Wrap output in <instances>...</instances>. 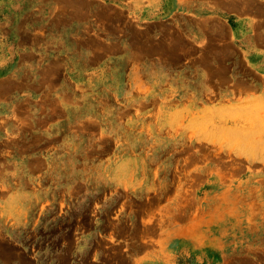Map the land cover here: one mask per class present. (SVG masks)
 Instances as JSON below:
<instances>
[{
	"label": "rangeland",
	"instance_id": "374dc122",
	"mask_svg": "<svg viewBox=\"0 0 264 264\" xmlns=\"http://www.w3.org/2000/svg\"><path fill=\"white\" fill-rule=\"evenodd\" d=\"M40 1L26 38L44 44L45 83L0 127V264H264V85L236 96L221 81L249 71L215 69L228 53L135 28L116 7ZM75 13L111 57L118 37L99 28L142 50L184 49L171 55L190 68L179 84H79L69 38L50 32Z\"/></svg>",
	"mask_w": 264,
	"mask_h": 264
},
{
	"label": "crops",
	"instance_id": "0c3cea01",
	"mask_svg": "<svg viewBox=\"0 0 264 264\" xmlns=\"http://www.w3.org/2000/svg\"><path fill=\"white\" fill-rule=\"evenodd\" d=\"M96 1L125 11L135 28L150 26L157 29L155 36H160L159 30L166 26L182 38L192 40L196 47L209 44L214 46L211 50L217 54L228 53V57H221L214 62L215 69L227 67L229 71L233 68L236 70L244 68L249 71L229 73L228 80L221 81L223 84H235L236 96L250 95L255 89L259 90L257 87L264 85V0ZM40 3V0H0V54H2L0 59L8 62V70L0 76L2 132L9 121L15 122L17 107L20 105L23 107L25 103L29 105V101L35 98L31 85L45 83L40 82L42 77L40 70L45 67L44 44L32 43L26 38L29 35V18L35 14L36 6H39L40 10ZM43 4L45 6L46 2ZM42 8L45 11L44 7ZM64 19L69 23L63 26L51 25L50 32L54 36L69 38L68 49L74 57L70 62V69L77 76L79 84L103 85L110 80L124 88V84L130 85L131 81L135 89H138L137 82L140 79L149 80L151 84H161L171 78H175L171 80L179 84L178 77L190 68L189 61L184 56H181L180 60L178 57L174 59L171 55L172 52L183 54L184 49L171 51L153 47L149 51L142 50L136 45H131L129 39L120 32L111 33L108 29L99 28L97 35L105 40L118 37L116 55L111 57L107 53L108 49L93 45L90 40L84 38L83 30L77 21L90 22V17L83 18L75 13ZM18 21L22 28L20 34L17 33ZM83 26L84 24L82 28ZM35 30L33 29V32ZM94 31L91 29L92 33L89 36H95ZM114 66L120 71L115 77L110 71ZM221 76L226 77L222 74ZM7 79L8 82L5 84ZM3 80L6 81L1 83ZM42 116L43 114H39L37 118L41 119ZM3 119L5 122L1 123ZM13 126L14 123L12 131ZM58 126L56 122L49 124V127L54 128V132H59L56 130ZM13 158L5 156V162L13 163Z\"/></svg>",
	"mask_w": 264,
	"mask_h": 264
}]
</instances>
